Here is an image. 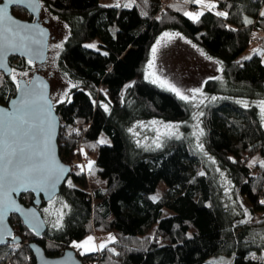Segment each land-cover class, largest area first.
I'll use <instances>...</instances> for the list:
<instances>
[{"label":"trees","instance_id":"1","mask_svg":"<svg viewBox=\"0 0 264 264\" xmlns=\"http://www.w3.org/2000/svg\"><path fill=\"white\" fill-rule=\"evenodd\" d=\"M39 1L69 28L56 57L76 85L54 110L60 122L57 154L71 171L53 197L64 210L60 225L45 220L44 234L34 238L10 215L21 244L0 246V264H34L27 247L32 240L54 257L73 242L104 232L114 239L103 248L85 255L76 251L82 264H212L208 258L216 255H231V264H264V62L259 54L264 0H214L210 11L199 10L194 0H131L129 6L126 0L114 5ZM194 9L204 13L198 22L184 14ZM11 13L30 20L23 8L13 7ZM245 18L251 24L245 25ZM162 30L184 32L222 64V77L204 83L206 100L200 105L201 140L217 169L188 136L167 137L149 150L129 130L138 120L185 122L192 113L187 101L142 76ZM95 38L99 49L85 47ZM258 43L251 59L239 58ZM8 59L11 73L27 66L25 58ZM15 88L11 74L0 72L1 105ZM102 134L109 143H101ZM83 154L92 158L86 171ZM225 180L231 195L225 193ZM160 182L162 192L153 199ZM19 199L25 206L33 200L31 193ZM44 204L37 207L43 220Z\"/></svg>","mask_w":264,"mask_h":264},{"label":"rangeland","instance_id":"2","mask_svg":"<svg viewBox=\"0 0 264 264\" xmlns=\"http://www.w3.org/2000/svg\"><path fill=\"white\" fill-rule=\"evenodd\" d=\"M117 1L120 0H99V2L104 5H114ZM131 4V0H126L125 5L129 6ZM213 4L214 0H202V3L198 4V9H208L207 7H204V5L210 6ZM40 14L42 18H49L48 24L51 29V35L53 36V38L48 41L46 61L41 66H37L35 63L33 64L27 61V66L23 71L13 70V73H11V80L15 83L18 78L28 80L33 73L38 72L48 80L50 85V99L53 104H57L58 101L68 99L69 89L76 85L75 81L66 78L61 72L57 65L56 57L57 53L62 48L61 45L63 41L68 35L69 28L67 27V24L62 22L56 14L51 13L46 7L42 8ZM165 33H168L169 35L165 36ZM158 41L160 42L159 44L157 43ZM98 44L99 40L97 38L85 43V45H95V47L92 48L95 50L99 49ZM56 45H60V47L57 48ZM258 45L259 43L256 45H250V47L239 56V58L245 59V57L251 56ZM135 47L136 46L130 47L129 53L125 56L126 59H129V55H131ZM153 47L157 48L155 54L152 52ZM259 54L261 61L264 62V50L260 51ZM221 66L222 64L217 58L215 59L205 53V51H203L196 42H192L184 32L178 30H162L150 48L148 60L142 66V76L159 87L168 89L167 86L162 84V81H166L167 85L175 87L181 94L186 95L188 100L184 101H187L190 104L192 113L185 122H172L156 117L138 120L132 123L129 127V130L133 133L136 141L149 150H155L157 144H159L160 147L167 137L176 138L177 135L179 137L188 136L204 155L205 161L209 164V167L217 169L218 164L214 161L213 156L204 150L201 136H198V133L203 131L201 127L202 107H200V105L206 100L204 83L207 79H217L222 77ZM260 113L264 116V104L262 103ZM100 141H103V143H109V139L104 134L100 136ZM90 162L92 163V158H90V161L86 165L89 166ZM88 178V182L90 183V174L88 175ZM224 182L225 193L231 195V193H229V183L226 182V180ZM163 187L164 185L160 182L157 191L153 193L152 196L157 198V196L161 194ZM41 209L44 220L47 221L49 226L60 225L64 211L61 204L52 199L51 201L46 202ZM88 237H92V241L85 244L84 242ZM109 237L112 239L110 240ZM113 239L114 235L109 232L89 234L83 237V239L73 242L70 248L75 252L94 251L101 248L100 246L102 244L105 245ZM74 244H82L84 246L77 249L73 246ZM232 261L233 258L231 255H216L208 258V262L212 264H231Z\"/></svg>","mask_w":264,"mask_h":264},{"label":"water","instance_id":"3","mask_svg":"<svg viewBox=\"0 0 264 264\" xmlns=\"http://www.w3.org/2000/svg\"><path fill=\"white\" fill-rule=\"evenodd\" d=\"M3 0H0L2 3ZM31 3L35 7V11L31 7L25 5L10 6L9 15L13 20L17 21V26L28 25L27 29H20V36H12L0 32V72L5 76L11 74L12 70L9 65V57L15 56L18 58H25L30 63H35L37 66H41L46 61V55L48 50L49 31L46 26L40 25L38 21V12L41 7L39 0H31ZM13 7L23 8L28 15L33 16L32 21L19 19L11 13ZM16 27V26H14ZM15 94L13 97L7 100L4 105L0 104V136L4 135V123L9 119L14 109L20 104L22 91L25 88H29L33 91L35 99L38 104L41 100V94L43 100L46 103L43 104V111L39 112L35 121L40 125L45 133V140L47 144L41 143L39 150H42L46 156L47 163L51 168L59 174V179L55 183V187L47 190H39L29 186L27 191L19 190L17 192L10 193L12 204H8L7 197L5 195L6 189L0 186V246L10 244H21V239L12 230L8 219L10 215H15L25 229L33 234L34 238H41L46 229L45 220H43L38 206L42 202L46 203L53 199L59 193L60 186L69 176L71 167L64 162L60 161L59 154H57V137L59 130V117L54 110V104L50 99L49 82L41 74L35 72L28 80L18 78L16 79ZM264 83V82H263ZM264 94V84H263ZM50 109V111H48ZM50 132V139L48 133ZM263 145L264 149V122H263ZM29 141L24 137H17V144L19 146L27 147ZM62 170V171H61ZM25 193L32 194V203L29 206H25L19 199V196ZM27 247L33 255L34 264H82V261L76 252L72 248L67 247L62 254L51 257L46 255L41 246L32 240L27 243Z\"/></svg>","mask_w":264,"mask_h":264},{"label":"snow or ice","instance_id":"4","mask_svg":"<svg viewBox=\"0 0 264 264\" xmlns=\"http://www.w3.org/2000/svg\"><path fill=\"white\" fill-rule=\"evenodd\" d=\"M185 2H190V0H185ZM195 3L201 4L202 0H194ZM25 5L31 7L35 11V7L31 3V0H3L0 3V32L11 34L12 36H20V29H27L28 25L17 26V21L9 15L10 6ZM120 7L119 4L115 5ZM128 6V5H125ZM209 11L216 7L213 5H204ZM189 19L194 22H198L200 16L203 12L184 13ZM217 16L227 17L225 12H217ZM264 17V11L260 13ZM245 25L251 24V21L245 18ZM16 26V27H14ZM234 30V29H233ZM168 36V33L164 34ZM160 43L159 41L157 42ZM57 48L60 45H56ZM85 47L94 48L95 45H85ZM153 54L157 52V48L153 47ZM255 54V50H254ZM245 59H251V56L245 57ZM26 75V73H25ZM164 86L174 92L181 100H188L186 95L181 94L175 87L167 85L166 81H162ZM66 95V94H65ZM34 93L31 89L25 88L22 91V97L20 104L14 109L9 119L4 123V135L0 136V186L6 189L5 195L7 197V203L12 204L10 198V193L17 192L19 190L27 191L29 186L37 188L39 190H47L55 187L56 181L60 178L59 174L55 172L51 166L47 163L46 156L42 150H39V145L41 143L47 144L45 140V133L43 128L38 125L35 121V117L39 112L43 111V104L46 101L43 100V95L41 94L40 103L33 99ZM63 103V101H58ZM264 104V102H261ZM50 111V109H48ZM198 127V125H197ZM203 133H198V136H202ZM17 137L27 138L29 141L27 147L19 146L17 144ZM48 138L50 139V132L48 133ZM179 139V136H176ZM103 143V141H101ZM159 147V144H157ZM251 166V165H250ZM264 167V164L261 165ZM91 167V162L89 163ZM62 171V170H61ZM203 175V173H201ZM69 183H71L69 181ZM155 199V197H153ZM264 204V201H261ZM111 240L112 238L109 237ZM92 241V237L84 242L88 244ZM77 249L82 248V244H74ZM101 248L104 247L102 244ZM81 255H85V252H81Z\"/></svg>","mask_w":264,"mask_h":264},{"label":"flooded vegetation","instance_id":"5","mask_svg":"<svg viewBox=\"0 0 264 264\" xmlns=\"http://www.w3.org/2000/svg\"><path fill=\"white\" fill-rule=\"evenodd\" d=\"M39 3H40V1H39ZM43 7H45L44 6V4L43 3H41V7H40V9H39V12H38V21H39V23H40V25H44V26H46L47 28H48V31H49V39H48V41L50 40V39H52L53 38V36L51 35V29H50V27H49V24H48V21H49V18H42V16H41V14H40V12H41V10H42V8ZM26 12V11H25ZM27 13V12H26ZM28 15V14H27ZM30 16V15H29ZM33 20V16H30V20H27V21H32ZM48 45V44H47ZM40 68V67H39ZM49 88H50V85H49Z\"/></svg>","mask_w":264,"mask_h":264},{"label":"built area","instance_id":"6","mask_svg":"<svg viewBox=\"0 0 264 264\" xmlns=\"http://www.w3.org/2000/svg\"><path fill=\"white\" fill-rule=\"evenodd\" d=\"M178 2H182L184 0H177ZM194 12L195 13H198V9H194ZM254 42H258V40L256 38L253 39ZM81 156V164H82V167H83V170L86 171V163L89 161V156L86 155V154H83V155H80Z\"/></svg>","mask_w":264,"mask_h":264}]
</instances>
